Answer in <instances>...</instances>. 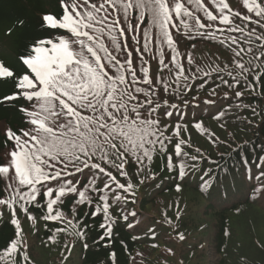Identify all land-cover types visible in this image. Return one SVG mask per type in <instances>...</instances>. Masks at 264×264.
<instances>
[{"label":"snow or ice","instance_id":"obj_1","mask_svg":"<svg viewBox=\"0 0 264 264\" xmlns=\"http://www.w3.org/2000/svg\"><path fill=\"white\" fill-rule=\"evenodd\" d=\"M38 28L14 61L0 59V109L21 121L0 122V218L7 213L11 227L0 264H35L25 223H42L50 244L72 238L65 262L76 240L89 247V218L104 248L121 228L156 241L153 218L129 207L146 182L159 189L172 181L179 192L198 176L199 190L225 204L241 195L264 202V156L252 176L241 159L246 187L233 191L219 180L220 161L192 139L217 151L235 145L239 156L246 148L234 133L221 139L206 122L227 131L243 112L264 120V108L246 102L264 101V0H56ZM200 44L215 49L213 58L197 62ZM175 207V220L163 214L167 244L187 239ZM108 259L118 264L117 251Z\"/></svg>","mask_w":264,"mask_h":264},{"label":"trees","instance_id":"obj_2","mask_svg":"<svg viewBox=\"0 0 264 264\" xmlns=\"http://www.w3.org/2000/svg\"><path fill=\"white\" fill-rule=\"evenodd\" d=\"M55 10L56 0H0V59L14 61L22 52L29 36L39 31L41 14ZM20 20L24 21L23 26L17 23ZM214 52L215 49L210 44H200L198 50H193V55L199 63L213 58ZM246 102L264 108V101L259 99H249ZM245 119L252 123H245ZM0 122L12 126L21 123L19 116L10 109H0ZM206 123L211 125L221 139L226 137L231 141L233 136H229V132L234 133L235 140L246 148V151H240L237 156L234 154L237 151L235 145L217 151L204 137L195 133L192 136L196 146H201L207 155L220 161L216 171L221 183L234 184L233 191L242 190L246 185L241 159L247 157L251 162L248 174L252 176L257 171L258 157L264 156V151L261 150L264 146V120L253 117L250 112H243L239 120L233 119L230 122L227 131L217 129L214 122ZM221 153H224L223 159ZM260 163L264 164V160ZM209 166H212L211 162ZM220 168L225 171H220ZM150 183L146 182L139 189L137 205L129 207L134 208L146 223L148 218H153L151 226L157 231L156 241L143 235L139 239H133L127 228H121L116 233V242L111 248H104L93 242L102 230L98 228L97 220L89 218L86 220L91 229L87 233L89 247L85 249L83 242L76 240L75 247L71 249V255L65 262L63 257L68 253L64 244H71L72 238L60 235L56 244H50L47 238L51 233L42 223H38L35 228L30 223H25L28 251L35 264H109L110 250L117 251L118 264H264V202L245 201L241 195L232 201L234 206L225 204L215 193L209 195L199 190L198 176H192L179 192L175 190L172 181L162 182L159 189L148 186ZM177 203L182 209L181 219L177 222L179 231L187 239L167 244L163 237L171 229L164 223L163 214L166 212L169 218L175 220ZM9 218L7 213L0 218V229L3 230L0 232V240L11 235ZM121 240L127 245V250H121ZM152 243H158L159 247H151ZM201 244L204 245L203 248L200 247ZM167 247L173 248L175 254H168L165 251ZM138 253H143V257H137L133 261L130 257L137 256Z\"/></svg>","mask_w":264,"mask_h":264},{"label":"rangeland","instance_id":"obj_3","mask_svg":"<svg viewBox=\"0 0 264 264\" xmlns=\"http://www.w3.org/2000/svg\"><path fill=\"white\" fill-rule=\"evenodd\" d=\"M148 215H145V217H147Z\"/></svg>","mask_w":264,"mask_h":264}]
</instances>
